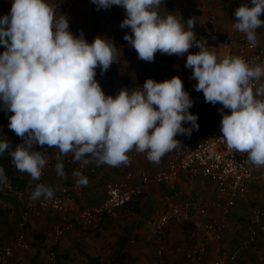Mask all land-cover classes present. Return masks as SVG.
Returning <instances> with one entry per match:
<instances>
[{"label":"clouds","instance_id":"clouds-1","mask_svg":"<svg viewBox=\"0 0 264 264\" xmlns=\"http://www.w3.org/2000/svg\"><path fill=\"white\" fill-rule=\"evenodd\" d=\"M97 9L113 5L124 9V40L138 58L154 62L157 52L184 56L185 67L197 83L206 103L221 104L220 131L230 150L246 154L247 162L264 167V63L240 56L219 57L209 51L205 39L197 40L194 18L186 22L168 12L161 15L163 0H91ZM235 10L233 28L244 34L250 47L258 46L257 29L264 27V0H250ZM0 102L8 117V128L22 143L14 149L0 140V156L6 151L12 164L31 181H39L48 158L36 146L57 150L55 170L66 178L63 157L73 162L91 161L97 166L130 164L127 153H145L159 163L181 142L177 135L198 130V117L189 112L193 100L179 76L157 82L146 79L141 88H122L106 95L95 79L96 69L107 72L117 59V47L97 35L89 43L81 31L69 30L67 17H55L46 0H12L10 13L0 18ZM193 47L198 51L193 54ZM223 109H228L226 114ZM190 123L191 128L183 125ZM78 186L88 183L79 170L73 171ZM6 180L0 168V182ZM29 187H32L31 183ZM52 199L53 189L36 183L31 199Z\"/></svg>","mask_w":264,"mask_h":264},{"label":"crops","instance_id":"crops-1","mask_svg":"<svg viewBox=\"0 0 264 264\" xmlns=\"http://www.w3.org/2000/svg\"><path fill=\"white\" fill-rule=\"evenodd\" d=\"M74 7L61 9V15L67 17L69 30L73 33L82 31L84 38L91 43L95 36L100 35L109 39L108 34L111 24L115 20L121 7L113 5L110 9H97L91 0H72ZM250 0H163L159 12L167 15L168 12L182 16L186 22L194 18V32L198 35L202 31V20L211 14L216 15V22L221 28V36L229 35L234 29L236 20L235 10ZM5 3L4 11L11 9L12 0ZM50 4V0H46ZM251 6V3H249ZM59 16V17H60ZM2 18V15H1ZM264 20V14L260 17ZM131 34L129 28H120L115 46L117 47V60L120 64L113 63L110 69L101 73L96 69L95 79L101 85L106 95H117L122 89L141 88L146 79L161 82L171 79L180 70L187 71L185 67L187 54L184 56L167 55L157 52L154 62H145L138 58V54L127 41L125 34ZM258 45L264 46V27L257 29ZM215 37H209L213 40ZM0 45V54L5 51ZM195 54L197 50H189ZM193 100L189 112L198 117L197 122H205L209 132L199 131L191 135H177L175 139L193 145L211 133L220 131L222 116L221 106L206 103L203 94L195 90H187ZM11 112H6L0 102V140H8L14 149L15 145L22 143L20 137L8 128V117ZM219 124L217 130L210 128ZM191 128L190 123L183 125ZM205 135V136H204ZM37 150L44 155L48 153L46 146H37ZM55 153V152H54ZM58 154V153H56ZM73 162V154H68ZM168 157L166 153L159 163L149 162L145 153L136 157H129L130 164L118 167L102 164L97 166L91 157H86L91 162L85 166L83 175L88 183L79 186L73 178L75 168L68 166L63 157L66 178H61L55 170L56 160L44 175V182L50 186L54 194L71 193L78 207L100 204L105 197V185L108 181H120L125 178L128 171L138 172L144 167L159 168L165 164ZM76 165L82 162H73ZM0 168L4 169L6 180L0 182V249L11 242L15 233L20 230V220L24 207L25 195L36 182L31 181L28 174L19 172L12 164L11 156L6 151L0 156ZM138 177L131 180L137 183ZM31 183L32 187H29ZM169 197V201L181 202L197 199L194 206V218L185 223L171 221L165 229L164 245L167 253L160 257L157 254L158 244L155 241L156 230L154 220L168 207V201L161 199ZM264 181L250 183L246 199H239L234 206L225 209L228 197L219 193L216 182L203 173H182L168 184H154L144 194L137 196L128 205L122 208L116 217L105 216L98 229L84 230L78 226L56 238L54 228L60 221L59 216L51 211L41 215H33L23 226V231L31 243V248L17 251L13 264H195L186 261L179 253H171L170 249L176 246L190 247L199 239L200 225L206 221L224 220L227 228L223 233V242L230 251L249 235L254 211L264 208ZM220 202L221 205H215ZM264 223V219L262 220ZM51 251H55L56 260H48ZM235 264H264V232L261 231L258 240L247 247Z\"/></svg>","mask_w":264,"mask_h":264},{"label":"built area","instance_id":"built-area-1","mask_svg":"<svg viewBox=\"0 0 264 264\" xmlns=\"http://www.w3.org/2000/svg\"><path fill=\"white\" fill-rule=\"evenodd\" d=\"M7 1V0H0ZM50 5L54 6L55 17L59 18L61 9L65 7L70 10L74 7L72 0H50ZM246 3H250L247 1ZM10 13V10L4 11L2 17ZM161 15L162 12H160ZM125 19L124 9L118 11L115 20L111 24L108 34L109 40L114 45L120 31V24ZM202 31L196 35L197 40L205 39L209 51L216 53L219 57L240 56L248 62L264 63V46L250 47L244 34L233 29L229 35L221 36V28L216 22V15L211 14L208 18L202 20ZM79 36V33L74 34ZM214 36L213 40H208ZM198 51V48L193 47ZM115 64H120L116 59ZM174 76H179L182 85L187 90H195L196 81L191 78L190 69L179 71ZM264 82V77L261 78ZM196 93L203 94L202 92ZM218 105L223 107L221 104ZM226 114H230L228 109H223ZM178 140V139H177ZM180 141V140H179ZM170 152L165 164L159 168L144 167L138 172L128 171L125 178L120 181H108L105 185V197L100 204L78 207L73 195L54 194L52 199L38 200L31 199V190L25 195L24 207L20 220V230H18L10 243L5 244L0 249V264H13L17 251L28 250L31 243L28 241L23 226L33 215H41L47 211L56 213L60 221L54 228L56 238H61L64 234L78 226L84 230L100 228L105 216L116 217L120 210L128 205L134 198L144 194L154 184L171 183L182 173L201 172L205 176L213 179L217 184L219 193L228 197L225 209L234 206L239 199H246L249 193L250 183L264 181V167L256 168L247 162L246 154H240L230 150L222 138L221 131L211 133L190 145L183 141ZM38 146V145H37ZM36 146V150H37ZM47 148V146H46ZM48 164L43 169V174L36 183H44L45 172L53 166L57 150L47 148ZM55 152V153H54ZM139 153L130 151L128 157H136ZM68 166H73L83 174L85 166L76 165L71 158L65 156ZM135 177L139 178L137 183H131ZM81 187L79 186V189ZM161 199L168 201L169 207L154 220L156 230L155 241L159 245L157 254L163 257L168 248L164 245L165 229L171 221L185 223L191 221L194 214V206L198 203L197 199L189 201L172 202L166 195ZM215 205H221L220 202H214ZM264 208H258L254 211L249 235L244 238L233 250H228L223 242V233L227 228L224 220H209L200 225L199 239L190 247L176 246L170 249L171 253H179L186 261L195 264H235L242 252L258 240L261 231L264 232ZM48 260H56L55 251H51Z\"/></svg>","mask_w":264,"mask_h":264},{"label":"rangeland","instance_id":"rangeland-1","mask_svg":"<svg viewBox=\"0 0 264 264\" xmlns=\"http://www.w3.org/2000/svg\"><path fill=\"white\" fill-rule=\"evenodd\" d=\"M4 7H5V3L4 2H2V1H0V18H1V15H2V11L4 10ZM197 124L199 125V127H198V130H196V129H193V135H191V136H193V137H198V138H200V136H202V135H200V136H194L196 133H199V131H204V133H207V132H209V129H207L206 127V124H205V122H197ZM219 124H216V125H214V127L212 126L211 128H210V130L211 131H214V130H217V127L216 126H218ZM205 136V135H204ZM264 199V198H263Z\"/></svg>","mask_w":264,"mask_h":264}]
</instances>
